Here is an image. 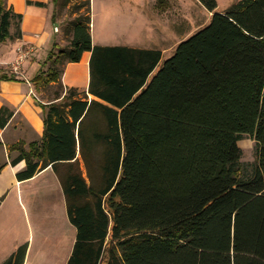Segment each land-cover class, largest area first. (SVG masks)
<instances>
[{"label":"trees","instance_id":"obj_1","mask_svg":"<svg viewBox=\"0 0 264 264\" xmlns=\"http://www.w3.org/2000/svg\"><path fill=\"white\" fill-rule=\"evenodd\" d=\"M197 1L210 21L162 61L159 50L93 45L90 0H52V22L58 7L84 14L30 80L56 90L36 102L42 138L12 146L11 164L26 162L24 179L48 167L57 177L76 229L68 264H264V0L226 12ZM21 21L0 0V42L21 39ZM85 52L87 93L65 90V66ZM13 115L0 108L1 129ZM244 135L255 141L249 172ZM26 248L3 264H23Z\"/></svg>","mask_w":264,"mask_h":264},{"label":"crops","instance_id":"obj_2","mask_svg":"<svg viewBox=\"0 0 264 264\" xmlns=\"http://www.w3.org/2000/svg\"><path fill=\"white\" fill-rule=\"evenodd\" d=\"M95 1L90 0L91 15L92 10L95 11ZM111 1L113 2V0H100V14L107 19L112 11L109 7ZM27 2L32 4L28 5ZM7 3L13 7L15 13L22 15L23 38L26 39L30 34H38L39 39L36 44L43 46L42 40L46 41L50 38L49 34L43 33V30L46 22L49 24V15H53L52 0H22L17 4L14 0H7ZM35 3H42L45 7L35 6ZM125 8L129 11V4ZM27 17L31 19L30 24L29 27H24L23 22ZM150 29L151 37L158 42L161 36L157 35L154 29ZM138 32L133 33L128 44L124 42L99 46H126L141 49L144 46L139 42L145 39V36L139 37ZM92 43L98 45L94 35ZM17 48L15 58L8 61L10 67L18 58ZM33 56L35 58L29 63L26 59L22 62L23 67L26 65V68L25 71H21L20 68L22 77H17V81H0V108L5 106L14 112L6 126L0 128V166L3 167L0 172V264L23 246H27L23 263L68 264L76 241V229L68 220L65 198L57 177L48 167L30 179H24L22 175L19 177L17 174H22L26 168V162L21 161L15 166L11 164V161L19 154L17 150H11L12 146L22 142L24 149L28 151L29 144L39 141L43 135V111L35 102V88L30 82L40 68L43 57L36 52ZM89 59L90 53L85 52L80 62L65 66L61 78L65 90L75 88L79 92L87 93ZM2 62L4 59L1 56L0 64ZM31 66L34 69H29ZM88 98L91 99V96L88 95ZM34 117L38 119V127L34 123ZM52 193L57 194L54 203L46 199ZM60 199L62 203H57ZM47 237L49 238L46 244L43 241Z\"/></svg>","mask_w":264,"mask_h":264},{"label":"rangeland","instance_id":"obj_3","mask_svg":"<svg viewBox=\"0 0 264 264\" xmlns=\"http://www.w3.org/2000/svg\"><path fill=\"white\" fill-rule=\"evenodd\" d=\"M216 1L218 5L217 11L226 12L239 0ZM79 4L66 9L58 7L56 18L53 22L51 20L52 16L49 15V24L46 22L43 33L49 34L50 38L46 41L42 40L43 46L36 44L39 39L38 34H30L24 39L22 33L21 39H10L0 42V57L2 56L5 62L0 64V74L12 75L11 67L8 63L15 58L17 47H19L17 50L20 49L18 52L29 53L26 57L27 63L35 58L33 55L36 52V54L43 57V60H41L43 61L41 67L44 66L42 71L45 72L49 67H52V59L49 61L46 56H48L49 52H53L54 57H56L61 50L68 47L69 35L66 30L78 15L84 14V9H81ZM109 4L112 11L108 19L100 14V0L95 1V11L92 10V15L90 10V15L92 16V19H90V34L91 24H93L96 44L117 45L124 42L128 44L130 37H133V33L139 31L137 34L139 37L145 36V39L143 38L139 42L144 46L141 49H153L161 52L163 50L162 60L169 58L180 42L207 25L212 16V13L208 12L197 0H113ZM127 4L130 7L129 11L125 8ZM150 28L161 36L158 42L154 41V37V39L151 37ZM10 30L12 35H14V26ZM25 66L23 67L22 64L20 67L21 71H25ZM29 69H34V67L31 66ZM16 77L20 78L22 76L19 74ZM51 85L53 83L49 86ZM33 86L35 88V85ZM49 86L45 84L38 85V89L34 91L35 102L39 101L43 105L49 104L48 100L53 99V92L56 90V87L51 86L52 91H49ZM62 96L63 94L56 101L57 104L62 102ZM238 146L242 152L240 158L242 172H249L251 170L250 165L254 163L256 158L255 141L251 136L244 135L238 142ZM56 197L57 194L52 193L46 199L52 200V203H54ZM42 202L44 203L43 200ZM57 203H62V199ZM48 238L43 242L47 244L46 240Z\"/></svg>","mask_w":264,"mask_h":264},{"label":"bare ground","instance_id":"obj_4","mask_svg":"<svg viewBox=\"0 0 264 264\" xmlns=\"http://www.w3.org/2000/svg\"><path fill=\"white\" fill-rule=\"evenodd\" d=\"M15 1V3L17 4V3H19L20 1H22V0H14ZM30 18L29 17H27V18H25V20H24V22H23V25H24V27H29V24H30ZM94 26H93V24H91V38H93V35H94ZM163 59V58H162ZM163 61V60H162ZM85 62V61H84ZM84 64V63H83ZM10 71H11V73L13 74V75H15V76H17V75H19L20 73H21V71H20V67L18 68V71L17 72H15L14 71V69H13V65H12V67H11V69H10ZM92 98V97H91ZM34 123H35V125L38 127V119H37V117H34Z\"/></svg>","mask_w":264,"mask_h":264},{"label":"built area","instance_id":"obj_5","mask_svg":"<svg viewBox=\"0 0 264 264\" xmlns=\"http://www.w3.org/2000/svg\"><path fill=\"white\" fill-rule=\"evenodd\" d=\"M18 50H20V49H18ZM28 54L24 53V52H21V51L18 52V58H17L16 62L13 64V69H14L15 72L18 71V68L21 66L22 62L26 59ZM23 264H29V263L24 262Z\"/></svg>","mask_w":264,"mask_h":264}]
</instances>
